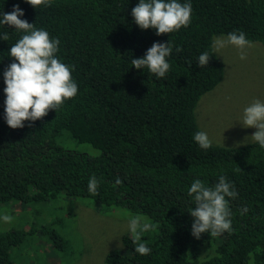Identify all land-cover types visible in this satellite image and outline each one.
<instances>
[{
    "label": "trees",
    "instance_id": "obj_1",
    "mask_svg": "<svg viewBox=\"0 0 264 264\" xmlns=\"http://www.w3.org/2000/svg\"><path fill=\"white\" fill-rule=\"evenodd\" d=\"M136 2L51 0L33 8L21 0H0L5 13L19 4L23 19L59 40L56 55L70 66L77 84L75 96L31 125L11 129L0 117V203L84 197L97 208L125 207L146 217L149 228L140 238L150 253L136 254L134 234L128 232L121 246L106 254L110 264H264V150L254 142L211 143L201 150L192 141L200 130L198 100L223 73L224 61L211 50V38L238 30L264 46V0H191L188 26L159 36L132 23ZM0 33L6 34L0 40L2 70L21 33L7 24ZM167 40L172 53L164 78L130 66V58L142 56L154 41ZM205 50L211 56L198 67L196 57ZM2 100L0 93V113ZM72 143L96 151H80ZM221 174L237 192L228 200L232 230L195 239L187 187L197 178L214 184ZM90 175L98 180L95 195L86 190ZM3 223L0 264H17L11 250L30 231L8 222L2 228ZM50 238L53 249L63 251L64 235L52 231Z\"/></svg>",
    "mask_w": 264,
    "mask_h": 264
},
{
    "label": "clouds",
    "instance_id": "obj_2",
    "mask_svg": "<svg viewBox=\"0 0 264 264\" xmlns=\"http://www.w3.org/2000/svg\"><path fill=\"white\" fill-rule=\"evenodd\" d=\"M21 2L34 8L36 5L47 7L51 0ZM191 12V0H137L129 15L132 23L139 29H152L154 34L159 36L187 27ZM23 16L24 9L19 7V4H13L7 13L0 9V27L7 24L21 33L8 48L7 56L12 58L11 61L0 70L3 83L0 88V93H3V111L0 117L11 129L25 127V122L31 125L49 110L55 111L77 93V84L71 77L70 66L56 55L59 40L50 37L44 28L34 27L33 23L27 22ZM4 39L6 34L0 33V40ZM229 46L237 50L238 59L244 60L250 41L244 32L238 30L211 38L210 48L213 52L218 53ZM176 50L179 51V48ZM171 53L172 45L168 40L154 41L142 56L130 58V66L159 80L164 78L169 70L168 57ZM210 56L209 51H201L196 57V65L205 66ZM238 123L242 128L254 129L251 135L246 137L259 149L264 150V100L255 98L244 106ZM192 141L201 150L208 149L211 144L209 135L204 130L194 131ZM115 182L120 183L119 179ZM97 186V178L90 175L86 183L87 192L95 195ZM187 194L192 205L187 209V213L192 218L189 231L193 238L199 239L201 234L206 233L215 237L232 230L228 200L235 198L237 192L224 175H219L217 181L211 185L201 179H193L187 187ZM11 220L12 217L7 214L0 215V222L7 223ZM148 228L149 225L142 224L136 216L127 221V230L134 234L133 250L141 256L148 255L151 251L147 243L140 238V234Z\"/></svg>",
    "mask_w": 264,
    "mask_h": 264
},
{
    "label": "rangeland",
    "instance_id": "obj_3",
    "mask_svg": "<svg viewBox=\"0 0 264 264\" xmlns=\"http://www.w3.org/2000/svg\"><path fill=\"white\" fill-rule=\"evenodd\" d=\"M246 53V58L240 60L232 46L218 52L224 61L222 78L198 100L197 125L208 133L213 144L240 146L251 142L246 136L254 129L242 128L238 121L244 106L255 98L264 100V46L250 42ZM72 146L80 151H96L87 143ZM3 214L12 217L8 223L18 230L30 231L11 250L17 264H110L105 256L121 246L122 235L129 232L128 219L136 216L141 223L150 224L146 217L125 207L97 208L84 197L0 203V215ZM5 225L2 228L8 227ZM52 231L67 239L61 252L53 249Z\"/></svg>",
    "mask_w": 264,
    "mask_h": 264
},
{
    "label": "bare ground",
    "instance_id": "obj_4",
    "mask_svg": "<svg viewBox=\"0 0 264 264\" xmlns=\"http://www.w3.org/2000/svg\"><path fill=\"white\" fill-rule=\"evenodd\" d=\"M70 258V257H69ZM67 261V260H66Z\"/></svg>",
    "mask_w": 264,
    "mask_h": 264
},
{
    "label": "crops",
    "instance_id": "obj_5",
    "mask_svg": "<svg viewBox=\"0 0 264 264\" xmlns=\"http://www.w3.org/2000/svg\"><path fill=\"white\" fill-rule=\"evenodd\" d=\"M64 248V247H63Z\"/></svg>",
    "mask_w": 264,
    "mask_h": 264
}]
</instances>
